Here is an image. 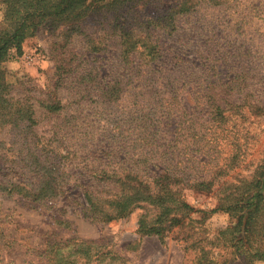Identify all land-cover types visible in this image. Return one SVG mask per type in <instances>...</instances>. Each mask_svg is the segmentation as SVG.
<instances>
[{"label": "rangeland", "instance_id": "374dc122", "mask_svg": "<svg viewBox=\"0 0 264 264\" xmlns=\"http://www.w3.org/2000/svg\"><path fill=\"white\" fill-rule=\"evenodd\" d=\"M157 1L146 2L130 12L136 20L147 24L151 21L149 25L156 27L160 55L152 64L124 67L117 58L119 46L114 36L99 51L88 52L82 37L70 39L63 27L40 26L23 42L22 55L6 60L2 68L11 86L10 95L17 100L30 98L37 105L39 121L31 133L48 137L58 125H62L58 132L61 128L65 131V126L76 119L83 126L75 131L87 130L94 136L88 149L96 156L101 155L99 150L107 140L110 144L105 148L110 153L131 152L132 147L138 151L154 148L150 145L155 143L159 151L156 158L162 157L160 152L170 145L172 154L166 161L187 165L191 180L198 177L210 180L211 188L184 189L183 196L193 210L183 221V227H174L162 240L156 235L137 233L138 218L146 208H136L124 218L100 222L83 216L84 199L77 187L65 186L66 196L51 208L0 190V264H48L51 246L67 251L76 240L94 241L102 245V250H110L115 256L105 260L110 264H192L196 251L186 248L185 240L212 236L218 229L233 224L228 212L214 208L225 187L250 179L255 168L263 163L264 110L241 117L228 109L225 114L229 118L224 122L212 120L202 101L206 97L202 94L205 84L200 82L209 75L223 81L233 80L232 86L240 87L241 96L246 97L241 103H246L244 111L249 109L247 104L264 108V0ZM179 5L184 13L175 15L174 22L168 21L169 8ZM161 16L165 18L159 21ZM3 17L4 6L0 5V21ZM101 19L98 22L102 23ZM92 27L96 35L111 33L107 24ZM137 69L152 70L150 75L156 82L149 79L132 83L126 78L124 84L132 92L152 88L148 92L153 96L158 95L154 94V88H171L168 79L188 76L185 83L177 81L176 87L172 86L173 93L168 95L171 111L167 117L160 115L151 120L142 117V112L127 115L122 110L130 104L129 98L114 111L99 110L95 90L100 92L101 87L110 84L115 71L125 74ZM161 72L173 77L162 76L158 85L157 75H164ZM135 84L139 85L132 88ZM168 88L163 96L168 94ZM85 94L88 96L82 98ZM146 94L139 97L142 103L150 99ZM56 99L62 107L56 113L44 114L38 100ZM148 102L151 110L159 104L155 100ZM148 127L156 129V133L146 134ZM20 138L13 128L0 126V179L22 182L31 189L35 182L31 173L13 166L15 150L23 146ZM135 140L137 144L133 143ZM63 146L59 145L60 150H87ZM156 158L153 163L161 165ZM75 177L72 176L71 182ZM154 212L151 209L149 215ZM62 217L69 224L55 221ZM232 250L222 243L212 249L210 256L217 264H249ZM252 264L264 262L255 260Z\"/></svg>", "mask_w": 264, "mask_h": 264}, {"label": "trees", "instance_id": "16d2710c", "mask_svg": "<svg viewBox=\"0 0 264 264\" xmlns=\"http://www.w3.org/2000/svg\"><path fill=\"white\" fill-rule=\"evenodd\" d=\"M150 1L0 0V5L4 6V17L0 21V126H9L20 134L19 141L23 146L15 150V156L12 157L15 163L13 166L20 171L25 168L28 174L31 173L30 178L35 180L34 186L28 189L22 182L15 183L0 179V190H7L8 194L16 193L25 199L41 205L46 204L47 208H51L66 194L65 186L77 187L81 190L84 199L81 209L83 216L100 222L124 218L136 208H146L145 213L141 214L137 221V233L140 236L156 235L162 240L174 227L184 226L183 221L189 218L193 210L183 196L184 189H210L212 182L202 180L201 177L191 180L187 176L188 166L178 165L181 164L180 161L175 164L168 163L166 160L170 159L169 154H172L169 150L170 145H166L167 149L160 152L162 157L156 158L159 151L155 143L150 145L154 148H142L138 151L136 147H132L131 152L110 153L105 148V145L110 144L107 140L99 150L101 155L96 156L88 149V144L94 136L87 130L75 131L74 129L83 126L76 119L65 126V131L61 128L58 132L62 126L58 125L48 137L33 134L31 133L33 126L39 121L37 105L30 102V98L17 100L10 95L11 86L2 68V63L6 60L22 55L23 42L40 26L48 29L63 27L70 39L82 37L88 52L99 51L114 36L115 43L119 46L117 58L124 67H130L132 64L135 66L152 64L160 55L159 43L155 40L156 27L149 25L151 21L148 22L149 24L140 22L133 14L131 15L135 7ZM180 8V5L169 8L171 12L167 15L168 21L174 22L175 15L184 13L185 10ZM162 18L165 17L161 16L158 18L159 21ZM100 19L111 29L110 34H95L92 26L102 24L98 22ZM160 23L164 25L163 22ZM152 72V70L137 69L134 72L121 74L115 71L110 84L101 87L100 92L95 90L99 110L106 113L114 108L117 109L126 98H129L130 104L125 106V109L120 108L123 109V113L137 116L142 112V117L151 120L158 119L160 115L167 117L171 111V96L168 95L173 93L172 88L176 87L179 81L185 83L188 76L168 79L171 88H154L153 92L154 94L157 92V96L148 92V89L152 88H139L140 91L132 92L126 87V83L124 84L126 78L132 83L145 82L149 79L156 82L151 78ZM163 74L157 75L158 85L159 79H163L162 76L166 75ZM128 75L133 80H130ZM166 76L173 77L170 73ZM205 77L200 82L202 85L205 84L202 94L206 97L202 98V101L207 107L206 112L210 119L224 122L229 118L225 114L228 109L234 110L231 114L237 113L241 117H245L246 113L264 110L257 104H247L249 109L244 111L242 108L246 103L243 105L241 103L246 97L241 96L240 87L232 86L233 80L223 81L210 75ZM60 81L58 76V83ZM138 85L135 84L132 88ZM166 88L169 92L163 96ZM233 91L235 92L232 93ZM128 92L132 93L127 97ZM88 94L81 97L85 98ZM141 94H146L150 99L142 103L139 100ZM151 100L159 102L153 110L148 107L150 105L148 101ZM159 100H164L165 103L162 104ZM38 101L44 114L56 113L62 107L59 99L54 102ZM145 131L146 134L152 135L157 130L148 127ZM133 143H136V140ZM59 145L67 148L75 145L87 150L82 152L79 149L60 150ZM155 158L161 165L153 163ZM73 161L77 162L72 164ZM72 176L75 177L74 182H71ZM147 207L154 210V214L149 215L151 209ZM214 210L228 212L234 222L218 229L212 236L208 234L206 237L198 236L193 240H185L186 248H193L196 251L192 264H217L210 255L212 249L222 243L230 246L232 252L246 263L252 264L255 260L264 262V159L263 163L255 168L250 179L225 187L223 195L217 199ZM55 221L59 224H69L63 217ZM72 244L73 246L67 251L51 246L48 264L89 262L110 264L105 260L108 257H115L110 250H102V245L94 241L76 240ZM207 245L209 247H206Z\"/></svg>", "mask_w": 264, "mask_h": 264}]
</instances>
